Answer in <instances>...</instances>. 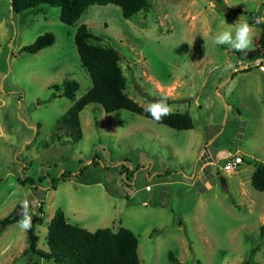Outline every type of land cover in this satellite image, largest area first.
Segmentation results:
<instances>
[{
    "label": "rangeland",
    "instance_id": "1",
    "mask_svg": "<svg viewBox=\"0 0 264 264\" xmlns=\"http://www.w3.org/2000/svg\"><path fill=\"white\" fill-rule=\"evenodd\" d=\"M221 1L246 14L222 11L216 0H150L131 18L117 5L94 4L66 24L57 6L13 13L0 0V219L23 200L30 213L41 208L34 232L45 251L61 209L89 231L131 230L141 264H170V254L180 264H264V191L251 185L254 161L264 162V72L255 64L264 56V0ZM249 13L251 49L213 43ZM82 23L118 51L129 97L146 108L164 98L193 127L177 130L126 109L106 113L94 103L79 112L80 140L56 130L92 86L74 40ZM47 32L52 45L21 51ZM228 61L234 67L225 70ZM67 80L79 84L75 95L53 97L52 85ZM238 151L245 160L223 169L224 156ZM17 221L0 230V264H53L22 255L27 232Z\"/></svg>",
    "mask_w": 264,
    "mask_h": 264
},
{
    "label": "trees",
    "instance_id": "2",
    "mask_svg": "<svg viewBox=\"0 0 264 264\" xmlns=\"http://www.w3.org/2000/svg\"><path fill=\"white\" fill-rule=\"evenodd\" d=\"M11 11L20 13L24 10L39 5L57 6L60 8V19L66 24L75 23L90 5L114 4L120 7L124 18H131L140 11L150 8V0H9ZM216 7L227 13L246 14L240 9L226 7L223 1L216 0ZM222 4V5H219ZM254 14L249 13L248 23L253 24ZM260 41L264 46V25ZM76 50L82 65L88 71L92 86L80 96L67 109L61 119L57 121L56 130L64 129V133L73 141L82 137L79 112L88 104H98L106 113L118 109H126L147 118L153 119L146 107L140 105L124 91L126 77L119 65L120 55L111 45H103L102 38L94 34L86 24H80L75 32ZM52 33H44L38 36L34 42L24 46L21 51L36 53L37 51L54 43ZM237 52V51H236ZM248 68V67H247ZM242 71H247L241 69ZM52 96L72 97L79 88L75 80L63 81L61 85L53 84ZM95 104V105H96ZM154 120V119H153ZM158 123L167 125L177 130H186L193 127L191 116L186 112H172ZM59 138V137H58ZM245 160V159H243ZM247 163L250 161L246 160ZM255 170L251 176V185L260 191H264V162L254 161ZM66 176V174H64ZM57 179L52 180V184ZM32 184V180H20ZM53 184V188H54ZM18 209V208H17ZM11 212L0 219V230L12 222L20 219V215L12 217ZM32 215V227L27 232L26 247L22 252L24 257L33 261L32 256L51 261L53 264H141L137 254V238L131 230L120 226L116 231L111 228H99L89 231L83 227L70 224L66 221L61 209L54 212L48 224L47 246L48 250L37 247L38 236L34 232L36 225L43 222L42 209ZM261 236L264 234V224L261 226ZM170 264H180L173 254L169 256ZM243 264H259L254 260H245Z\"/></svg>",
    "mask_w": 264,
    "mask_h": 264
},
{
    "label": "clouds",
    "instance_id": "3",
    "mask_svg": "<svg viewBox=\"0 0 264 264\" xmlns=\"http://www.w3.org/2000/svg\"><path fill=\"white\" fill-rule=\"evenodd\" d=\"M254 40V30L252 26L246 22H236L213 37V43L216 45H230L233 49L240 52H246L251 49ZM234 67L231 61H228L225 70ZM247 68V67H246ZM146 112L155 121H161L164 117L172 114V107L168 104L167 100L162 98L154 101L145 109ZM21 211L19 213L20 219L17 221V227L21 231H29L32 227V215L29 211V201L23 200L21 202Z\"/></svg>",
    "mask_w": 264,
    "mask_h": 264
},
{
    "label": "built area",
    "instance_id": "4",
    "mask_svg": "<svg viewBox=\"0 0 264 264\" xmlns=\"http://www.w3.org/2000/svg\"><path fill=\"white\" fill-rule=\"evenodd\" d=\"M256 67L264 72V56L260 57L255 61ZM243 162V156L238 152H229L226 156H224V164L222 166L226 171L235 170L241 163Z\"/></svg>",
    "mask_w": 264,
    "mask_h": 264
},
{
    "label": "water",
    "instance_id": "5",
    "mask_svg": "<svg viewBox=\"0 0 264 264\" xmlns=\"http://www.w3.org/2000/svg\"><path fill=\"white\" fill-rule=\"evenodd\" d=\"M12 9V8H11ZM220 183L222 186L226 185V180L223 176H220ZM22 206L20 205L18 209H16V211H14V213L12 214V217H16L17 215H19L20 211H21Z\"/></svg>",
    "mask_w": 264,
    "mask_h": 264
},
{
    "label": "crops",
    "instance_id": "6",
    "mask_svg": "<svg viewBox=\"0 0 264 264\" xmlns=\"http://www.w3.org/2000/svg\"><path fill=\"white\" fill-rule=\"evenodd\" d=\"M238 153H241L240 151H238ZM242 154V153H241ZM254 170H255V166H254ZM254 170H253V172H254ZM253 172H252V174H253Z\"/></svg>",
    "mask_w": 264,
    "mask_h": 264
}]
</instances>
